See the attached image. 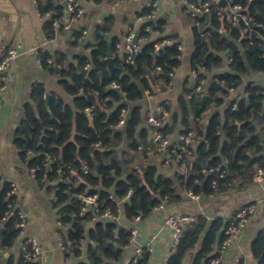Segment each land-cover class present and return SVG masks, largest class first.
<instances>
[{"label":"trees","instance_id":"16d2710c","mask_svg":"<svg viewBox=\"0 0 264 264\" xmlns=\"http://www.w3.org/2000/svg\"><path fill=\"white\" fill-rule=\"evenodd\" d=\"M233 1L241 3L254 17L252 36L243 32V26L231 27L225 18L217 15L215 9L208 16L193 19L196 45L191 58L198 75L200 74L199 79L207 78L202 75V65L213 74L215 70L222 68L224 58L221 53H228L233 60L229 71L215 75L217 82L209 80L204 91L192 96L187 90L179 98L183 132L198 127V135L191 153H182L180 162L170 165L184 169L182 173L175 174L174 178L161 174L157 163L153 161L152 155L155 156L157 145L156 142H148L149 130H141L140 139L136 138V134L144 120L145 92H165L170 81L168 73L181 65L177 43L164 44L156 50L155 44L165 38L151 39L143 45L134 63H126L124 56L116 48L120 39L107 35L111 28L106 23L94 31L86 45L91 46L92 51L89 56H79V65L72 64L69 70L51 67L62 78L60 83L68 95L73 97V106L60 96L53 95L50 97L48 110L44 89L40 86L36 88L34 99L38 106L35 109L28 106L30 125H24L18 131L15 145L29 170L39 168L37 180L40 182L45 178L50 185L48 191L56 197L54 206L61 215L62 224L70 227L65 238L66 244L71 243L73 252L80 255L78 241L88 239L90 243H94L88 249L91 264L117 263L122 257L123 249L129 244L130 231L118 225L115 220L118 205L110 199L111 195L120 200L128 191H132L130 200L122 204V215L132 222L140 214L136 209V197L141 199L145 215L165 197L170 201L179 199L176 182L184 191L205 195L213 192L211 181L214 179L218 180L219 190L223 191L224 184L233 182V179L241 177L245 181H252L253 167L261 162L264 152V145L255 135L257 122L262 123V130L264 129V90L250 83L247 86V99L239 101L235 108L231 104L222 113L215 111L230 95L229 88L240 86L241 75L264 73V0ZM47 11H51L53 19H56L62 14L63 7L52 5L44 9L43 13ZM148 12L145 9L144 13L137 16ZM146 22L137 32L138 37H150L152 31L162 29L160 21ZM197 22L200 23L199 27ZM49 25L48 28H53L52 22ZM147 26L152 31H146ZM223 28H226L227 34ZM110 46L111 57L114 59L112 71L104 63V59L109 56ZM49 58L54 63L63 61V56L56 58L47 55L41 58L43 66H47ZM87 61L92 68L82 72V66ZM162 80L159 91L154 86ZM112 81H118L121 89L108 88ZM197 84L196 82L193 90ZM94 90L101 91V97L110 96L107 108L99 105V97L96 98L93 94ZM204 94L209 99L201 107L200 101ZM93 104L98 105L95 116L90 121L84 110ZM163 105L171 110L168 101ZM123 109L128 112L126 124L123 128L115 129L114 125L119 122ZM208 110L209 115L204 121H200L203 113ZM178 117L179 114L176 113L174 121ZM161 131L170 135L173 128L164 124ZM28 151L34 153L31 158H27ZM46 153L53 156L48 164ZM223 159L228 160L225 165L228 174L225 178L219 179L217 174L205 173L211 167L222 165ZM84 164L89 165V173L83 170ZM10 187L8 183L4 188L0 187V229H3L4 246H12L19 236L16 215L21 209L15 205L16 195L7 196ZM86 194H97L101 212L111 208L114 218L104 219L92 209L84 217L78 218L77 214L83 205L82 196ZM98 216L93 227L87 230L88 222L94 221ZM221 226V221L209 225L205 218L188 224L177 253L169 259L168 264H182L187 254L196 249L199 243L200 249L195 255L194 264H208ZM253 256L255 264H264V232H260L254 244ZM20 264L28 263L23 257Z\"/></svg>","mask_w":264,"mask_h":264},{"label":"crops","instance_id":"0c3cea01","mask_svg":"<svg viewBox=\"0 0 264 264\" xmlns=\"http://www.w3.org/2000/svg\"><path fill=\"white\" fill-rule=\"evenodd\" d=\"M64 1L67 0H0V61L7 56L10 49L16 48L22 53L11 64L8 70L7 88L1 94L0 187L4 188L7 183L10 186L11 183L17 184L18 191L15 205L27 214L24 236L36 237L41 244L42 256L40 264H91L88 249L90 245L94 246V243H90L88 239L78 241L77 245L81 247L80 255L73 252L71 243L66 244L65 238L69 233L70 227L62 224L61 215L54 206L56 197L52 192L48 191L50 185L46 183L45 178H42L39 182L37 176L34 177L32 175V171L35 169L39 171V168L28 169L26 162L21 159L19 149L15 145V138L24 125H30L27 108L28 106L34 109L37 108L38 104L34 99V94L38 86L44 89L46 98L47 95L50 97L57 95L73 106V97L68 95L60 83L62 78L51 67L56 65L57 69L69 70L74 64L73 59L75 57L80 55L89 56V53L83 48L89 43L94 31L101 25L107 23L111 28L107 35L109 37H118L119 39L123 38L127 30L133 29L138 32L147 22L143 19H138L137 15L144 13L148 0H128L119 4H115L112 0H94L84 3V15L76 26L77 29L87 31L89 35L87 43L82 46L83 48L78 43L72 42L70 33L63 30V23L69 16L68 1L66 6ZM157 1L159 3V11L155 20L160 21L162 29L158 30L157 34L152 33L150 40L165 38L162 42H170L165 44L177 43L181 65L175 69L174 76L170 77L168 89L165 92L157 94H152L149 90L145 92L143 101L144 120L140 124L136 138L140 139L141 130L148 129L150 133L148 142H154L153 130L146 123L147 114L158 105L164 106V102L168 101L171 110H168L169 117L165 124L173 128V132L169 135L170 139L177 141L179 134L184 133L183 118L178 107L179 98L187 90L192 96L204 91L205 86L207 87L210 82L209 80L217 82L218 79L215 75L229 71L233 59L228 53H221L224 58L222 68L215 70L213 74L209 70L207 71L205 65H202L205 67L204 71L201 70L202 75L207 76V78L199 79L200 74L198 75V70L194 67L191 58L196 45L195 21L193 20L194 18L187 16L184 11L185 0ZM191 1L196 3L204 0ZM52 5L63 7L62 14L56 19H53L51 11L43 13L44 9ZM50 22H52L53 28H48ZM226 23L228 22L226 21ZM196 25L199 27L200 23L197 22ZM223 31L225 34L228 33L226 28H223ZM47 55L55 56L56 58L57 56H63V61L58 62L55 60L56 62H53L55 65H40L37 59ZM241 79L242 83L238 88H229L230 95L215 112L222 113L231 104L234 107V104L237 105L242 99H247V86L250 83H254L264 90L263 72H251L241 75ZM201 80L205 81V85L201 90H197V87L201 85ZM196 82L198 84L193 90ZM161 84H163V80L160 83H156L154 88L159 90ZM205 96L208 95H202V99ZM208 99L209 96L206 101ZM201 101L200 105L203 107L206 101L203 105ZM47 107L49 110L50 100L49 104L47 103ZM176 113L179 114V117L174 121L173 116ZM209 113V110L204 112L200 121H204ZM257 124L255 135L260 138L264 145V129L262 130V123L257 122ZM197 128L194 127L192 129L196 132V135H198ZM28 152L27 158H29ZM45 156L47 164L50 163L53 156L49 153H46ZM152 159L157 163L159 172L163 175L174 178L175 174L182 173L184 170L180 166L164 165L157 154L155 156L152 155ZM222 162L224 164L228 160L223 159ZM257 169H264V152L261 156V162L253 167L254 175ZM175 184L179 199L170 201L168 197H165L163 201L145 215L142 212L141 199L136 197V209L140 214L135 216L132 222L122 215V204L124 202L117 204L118 216L115 220L118 225L127 228L130 231V237L133 229L137 230V235L133 241L129 237L128 246L123 249L122 257L115 264H128L135 249L137 247H145L151 237L155 238L154 248L150 254H144L143 263L165 264L172 247L174 232L170 229H165L163 221L172 214L194 216L196 218L195 222L200 218H205L208 220L209 225L215 221H221L222 226L218 231L214 254L219 248L223 230L228 220L240 207L245 205H253L255 208L254 213L240 239L227 252L223 264H234L239 257L241 258L240 264H255L253 247L260 232H264V180L255 182L254 177L252 181H245L241 177L233 179V182L224 184L225 191L221 189L218 192L213 191L205 195L199 194L201 197L198 200L189 196L191 191H184L178 182ZM111 196L115 197L114 195ZM160 206H162V209H156ZM138 216L140 217L139 221L134 222ZM98 219L99 216L94 221L88 222L87 230L92 228ZM2 233L3 229H0V264H20L23 258V238L18 236L12 246H4ZM61 241L65 244V248L60 246ZM199 249L200 243L196 249L187 254L182 264H194V258Z\"/></svg>","mask_w":264,"mask_h":264},{"label":"built area","instance_id":"2783aa9c","mask_svg":"<svg viewBox=\"0 0 264 264\" xmlns=\"http://www.w3.org/2000/svg\"><path fill=\"white\" fill-rule=\"evenodd\" d=\"M68 1V19L63 23V30L70 33V39L74 43H78L80 47L85 45L88 40V32L82 29H77L76 26L79 23L80 19L84 15L85 8L84 3L91 2L94 0H67ZM128 0H112L115 4L124 3ZM137 1V0H133ZM146 9L149 10L148 13L140 15L137 18L143 19L145 21L155 20L159 11V3L157 0H148L146 4ZM215 9L218 16H221L226 19V21L234 28H240L243 26V32L249 36H252L254 33L255 19L252 15L247 12V9L241 4L234 2L233 0H204L200 2H192L191 0H185L184 11L187 16L200 19L204 16H208ZM56 25V24H54ZM146 31H152L151 27L147 26ZM152 33H158V31H152ZM150 40V37H138L137 32L133 29L127 30L123 38L116 44V48L119 53L124 56V61L126 63H134L135 57L141 52L142 47L145 43ZM165 43H170L169 41L157 42L155 44V49L159 50ZM83 48V47H82ZM181 48V47H179ZM89 54L92 51L91 46H84L83 48ZM22 53L18 49H10L7 56L0 61V108L2 106V96L1 94L7 88V79H8V70L11 64L20 56ZM40 65H43L42 59H37ZM74 65H79V57L73 59ZM46 65H55L51 59H48ZM55 67H57L55 65ZM91 64L87 61L83 66L81 71L87 72L91 69ZM158 70H161V67H158ZM201 70L204 71L205 67L202 66ZM79 72V71H78ZM175 71H170L169 77L174 76ZM200 84L197 87V90H201L205 85V81L201 80ZM110 89H121V84L118 81H112L108 86ZM93 94L96 98L99 97V105L104 108H107V105L111 101L110 96L101 97V91L94 90ZM98 104H93L92 106L86 108L84 112L90 117L95 116V110ZM237 107L234 104V108ZM169 117L168 110L162 106L158 105L152 109L146 117V123L150 129L153 130L154 142H156V154L160 157L162 163L166 166H169L173 163H179L182 157V153H191L192 147L196 146L197 135L195 131H188L180 133L178 140L173 141L170 139L169 135H165L161 129L166 123ZM127 121V111L125 109L121 112V117L119 122L114 125L115 129L123 128ZM34 155L33 151L28 152V157L31 158ZM227 162L224 164L211 167L208 170H205L207 174H217L219 179H223L227 176L228 170L225 168ZM83 170L85 173H89L90 167L88 164H84ZM37 170L32 171V175L36 176ZM264 180V169H257L254 175L255 182H261ZM10 191L7 193V196L16 195L18 191V186L16 183H11ZM211 189L214 192L219 191L218 180L214 179L211 181ZM132 191L130 190L125 196H123L119 201L111 196L110 199L116 204L121 202H126L132 197ZM189 196L192 199H200L199 194L193 192L189 193ZM83 205L78 212V218L84 217L91 209L95 211L96 214L103 216L106 219H113V210L107 208L105 211L101 212L99 196L97 194H86L82 197ZM162 209V206L156 208ZM253 205H245L240 207L228 220L226 227L223 230V237L220 241L219 248L212 254L208 264H223V261L226 257L229 249L235 244L236 241L240 239L244 230L246 229L251 216L254 213ZM17 224L16 228L19 230V237L23 238L22 253L25 261L28 264H40V259L42 256V247L39 240L36 237H25L26 223H27V214L20 210L17 215ZM140 217H136L134 222L139 221ZM5 221V219H4ZM196 221L194 216L188 214H172L167 216L163 221V227L165 229H170L174 232V238L171 250L165 261V264H168L169 259L177 253L179 244L183 237L184 229L188 224H191ZM137 235V230L133 229L131 231L130 240L133 241ZM155 238L151 237L147 242L145 247H137L133 252L131 258L128 261V264H144L143 258L145 253H151L154 248ZM60 246L65 248V244L61 241ZM241 258L235 260L234 264H240Z\"/></svg>","mask_w":264,"mask_h":264},{"label":"water","instance_id":"95a60500","mask_svg":"<svg viewBox=\"0 0 264 264\" xmlns=\"http://www.w3.org/2000/svg\"><path fill=\"white\" fill-rule=\"evenodd\" d=\"M64 5L65 6L67 5V1H64ZM111 54H112V47L110 46L109 47V56L104 59V63L107 65L109 71H112L114 68V59H113V57H111ZM100 77L102 78V73H100ZM207 98H208V96L203 97V99L201 101L202 105L204 104V102L206 101ZM46 99H47V103L49 104L50 96L47 95ZM90 121H91V118H90Z\"/></svg>","mask_w":264,"mask_h":264},{"label":"rangeland","instance_id":"374dc122","mask_svg":"<svg viewBox=\"0 0 264 264\" xmlns=\"http://www.w3.org/2000/svg\"><path fill=\"white\" fill-rule=\"evenodd\" d=\"M200 69H201V67H200ZM196 71V70H195Z\"/></svg>","mask_w":264,"mask_h":264}]
</instances>
